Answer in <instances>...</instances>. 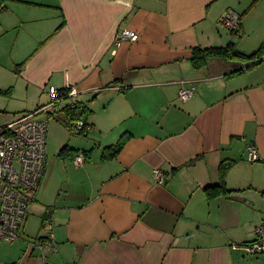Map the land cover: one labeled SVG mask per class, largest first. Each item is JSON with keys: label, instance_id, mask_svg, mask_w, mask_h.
I'll list each match as a JSON object with an SVG mask.
<instances>
[{"label": "crops", "instance_id": "crops-1", "mask_svg": "<svg viewBox=\"0 0 264 264\" xmlns=\"http://www.w3.org/2000/svg\"><path fill=\"white\" fill-rule=\"evenodd\" d=\"M1 7L0 40L16 49L0 70L26 84L25 99L36 90L33 110L49 101V87H76V104L88 110L76 120L92 136L80 148L60 134L20 237L0 242V264H43L30 243L44 240L45 220L55 242L46 264H264V254L244 250L264 223V58L211 57L199 68L190 61L195 48L229 42L241 54L256 52L264 0H0ZM227 11L239 16L235 35L218 23ZM123 29L138 39L115 49ZM181 87L193 96L179 100ZM8 89L12 96L14 87L0 86ZM70 106L61 101L52 119L67 131ZM121 138L116 157L102 161ZM248 145L258 161L248 162ZM78 150L89 154L81 167L72 162ZM54 165L63 190L53 198ZM221 181L230 192L208 198L205 189ZM29 223L39 227L35 236Z\"/></svg>", "mask_w": 264, "mask_h": 264}, {"label": "built area", "instance_id": "built-area-1", "mask_svg": "<svg viewBox=\"0 0 264 264\" xmlns=\"http://www.w3.org/2000/svg\"><path fill=\"white\" fill-rule=\"evenodd\" d=\"M218 23L232 34H236L240 26L239 16L233 11H227ZM137 39L133 31L123 29L116 32L113 45L117 49L122 43H133ZM64 90L59 92L49 87V101L45 105L21 113L12 121L0 125V242L17 240L26 222L28 206L34 200L44 175L48 123L53 119L58 104L64 100H68L71 105L76 104L78 89L67 84ZM193 94L194 88L183 87L177 93L181 101L190 99ZM68 129L78 136H85L92 130L82 120L68 122ZM245 153L248 162L258 161L254 145H248ZM84 161L81 152L72 159L76 167H81ZM153 177L158 183L163 180L158 169H154ZM44 225L48 231L42 243L30 245L38 250L43 264H46L45 253L55 251V242L50 222L45 220ZM254 236V240L244 250L251 255L264 254V223L254 229Z\"/></svg>", "mask_w": 264, "mask_h": 264}, {"label": "rangeland", "instance_id": "rangeland-1", "mask_svg": "<svg viewBox=\"0 0 264 264\" xmlns=\"http://www.w3.org/2000/svg\"><path fill=\"white\" fill-rule=\"evenodd\" d=\"M15 49H16V46H13L12 43L7 44L6 39L0 40V64L1 65L3 66L5 65L7 58L10 55L9 53H15ZM13 56L11 58H14ZM0 86L14 87V92L12 96L10 94L7 99L0 97V125L12 121L11 117L15 113L17 114L18 112H22V111H32L34 109L35 105H33L34 104L33 96L36 90H32L29 98L25 99L24 96L26 95L25 93L26 84L23 83L17 77V75L15 76L12 73L10 74L5 70H0ZM2 110H4V112L6 113H2L1 112ZM8 115H10L11 117ZM62 129H63V126L58 123L57 119L51 120L48 124L47 141H46V156L49 159V161H56L55 155L58 151L59 138L62 132L64 133V137L68 135L66 136L67 140L72 142L73 145L80 147V148L84 147L87 144L88 139H90L92 136V133H91L92 130L89 131L88 133L89 135L87 138H83L81 136H78L77 134H73V131L70 132L69 129L68 131L65 128L63 130ZM80 152L81 150H78V153H75V154H79ZM52 173H53V177H52L51 185H50V188H51L50 194L54 198L58 194V188L61 189L60 185H58V167H56L55 165L53 167ZM28 225L31 226L34 231L35 225L32 226L30 223ZM37 229H39L38 225L35 226V231L33 233L34 236L37 234V231H36ZM1 244L7 245L6 242L1 243Z\"/></svg>", "mask_w": 264, "mask_h": 264}, {"label": "trees", "instance_id": "trees-1", "mask_svg": "<svg viewBox=\"0 0 264 264\" xmlns=\"http://www.w3.org/2000/svg\"><path fill=\"white\" fill-rule=\"evenodd\" d=\"M2 8L3 7H1L0 10ZM211 57H219V58H225V59H245V60H249V62H251L252 64H255L256 62L264 58V43L259 47V49L256 52L250 55H244V54L237 52L234 49L233 42H229L224 47L195 48L192 51V56L190 58V61L194 67L199 68L201 65H203L206 62L208 58H211ZM21 66L22 65H19L16 67V70H15L16 73L19 71V68H21ZM63 91L65 90H62L59 92H63ZM10 93H11L10 89L0 90V94L4 96H9ZM87 112L88 110L86 109V107H83L79 104H75L70 107H66L65 116L67 117V120H71V119L76 120V119H80L81 117H83ZM122 138L119 139V141L116 144L112 146H108L103 149L102 154H101L102 161L111 160L114 157H116V155L120 152L123 146ZM68 151L69 150L67 147L65 146L62 147L59 152V156L65 154V152H68ZM74 153H78V151ZM81 153L84 155L85 159L88 158L89 156L88 151H82ZM228 192L230 191L226 189L223 181L219 182L215 186L208 187L205 189V193L208 196V198L219 196V195H224V194H227Z\"/></svg>", "mask_w": 264, "mask_h": 264}]
</instances>
